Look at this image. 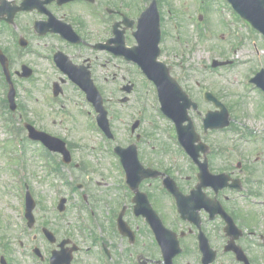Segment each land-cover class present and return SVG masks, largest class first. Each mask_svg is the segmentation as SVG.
Listing matches in <instances>:
<instances>
[{"label": "rangeland", "instance_id": "374dc122", "mask_svg": "<svg viewBox=\"0 0 264 264\" xmlns=\"http://www.w3.org/2000/svg\"><path fill=\"white\" fill-rule=\"evenodd\" d=\"M161 1L162 15L165 17L162 22L164 33L160 59L166 61L172 74L199 104L201 115L193 110L190 114L202 141L210 146L211 151L202 154L208 158L210 171H226L245 181L243 190L247 195L236 196L234 202L238 212L242 211L244 216L250 215L251 221L248 218L246 222L250 230H254L249 233L248 239L251 250L263 255L264 246H259L257 241L264 238V92L257 87L246 86H249L247 82L251 73L264 67V38L254 32L245 20L235 19L230 5L225 2ZM96 2L101 10L105 4H111L135 20L141 12L140 6L143 9L146 4L145 0ZM65 7L63 10L57 8L55 14L58 18H74L73 21L77 22L73 24L74 28L87 40L84 46L66 45L64 52L73 58L74 63L93 62L92 66L90 64L91 76L109 106L115 140L106 138L97 129L93 106L79 88L63 79L65 76L53 65L50 58L53 50L50 49L59 42L63 46L62 40H57L51 33L34 36L30 27L32 18L45 16L36 10L21 12L16 15L15 30L4 25L0 48L8 54L13 70H21L23 63L33 68L32 78H19L17 74L13 77L18 111H11L9 116L16 131L10 132L0 115V256L6 254L9 264H48L46 260L56 245L44 237L42 226L50 227L58 242L69 238L81 247L80 252L74 253L73 264L112 262L101 259L96 240L101 237L107 241V246L113 245L109 241V235L114 232V228H111L112 212L113 209L118 210L117 213L120 210L118 203L123 198L122 182L125 178L114 146H127L136 141L131 125L138 118L140 126L136 132L141 134L137 142L138 154L143 165L150 162L171 177L178 175L179 183L185 189L188 184L196 183L193 175L198 167L177 142L174 123L160 111L154 85L137 66L106 50H96L91 45L95 40L106 37L111 20L99 16L92 6L82 2L67 3ZM21 35L29 41L28 51L20 49L18 45ZM126 39L128 45L135 43L129 32ZM235 44L237 47L232 48ZM215 59H233L236 62L229 67L205 70L204 66H210ZM56 81L64 91L58 100H54L52 92ZM128 81L134 83L133 91L129 101L121 103L119 98L123 93L120 87ZM7 88L6 82L0 84V95L4 92L6 96ZM207 90L218 95L231 108V124L226 131H204L202 118L208 110L215 108L213 102L204 99ZM25 121H32L38 128L64 139L68 145L70 143L71 162L64 163L58 153H52L48 159L43 156V146L28 139L23 127ZM13 134L23 138L26 152L21 156H17L16 140L19 138L15 140ZM51 164L58 169L54 170ZM84 165H88L90 170L85 171ZM161 177L148 178L140 184V190L157 195L160 202L164 198L163 192L158 189L162 184ZM22 180L37 200L34 228L27 226L24 217L26 186L20 185ZM77 185H81V188L77 189ZM61 197L68 199L65 212L57 208ZM165 215L163 221L167 227L182 226L184 220L181 223L175 221L177 219H174L169 203ZM125 219L138 230L139 235L132 244L128 237L121 240L120 232H114L118 251L121 252L123 247L125 251V255L116 253L117 264H136L140 255L149 259L162 258L148 226L141 216L137 217L132 212V202L130 207H126ZM211 235L217 246L224 241L223 238L216 239V233ZM244 236L243 241L246 240ZM183 243L193 256L186 253L177 263L194 264L193 240L186 239ZM34 247H39L46 259L33 257L31 252Z\"/></svg>", "mask_w": 264, "mask_h": 264}, {"label": "water", "instance_id": "95a60500", "mask_svg": "<svg viewBox=\"0 0 264 264\" xmlns=\"http://www.w3.org/2000/svg\"><path fill=\"white\" fill-rule=\"evenodd\" d=\"M5 6H7V0H3ZM234 8L246 19H248L256 28L261 30L264 33V0H229ZM3 6V7H5ZM19 8L9 9V18L7 20L12 21L15 12ZM22 9H27L26 7ZM2 9H0L1 11ZM44 31V30H41ZM54 31L61 32V29L54 28ZM64 36L72 41H76L74 37V33L71 30V27L68 28L67 31H62ZM139 41L138 46L134 47H126L125 41L122 33L118 34V38L111 40L112 42H117L115 46H101L107 47L112 50L117 55H123L128 60H133L137 62L143 70L146 72L148 77L156 83L160 100L162 102V110L165 114L171 117L177 125L179 138L186 149L192 154V156L198 160L199 151L207 150V145L204 143H199L195 145V142L200 140V136L194 129V125L191 119L188 116V109L193 104L189 96L182 90L178 82L170 75L169 69L163 62H158L157 57L160 54L159 43L161 40V29H160V16L156 6V3L153 2L152 5L142 13L138 22V30L134 33ZM99 47V46H98ZM3 57V62L8 73V64L6 62V58ZM58 62L63 66V68L81 85V87L87 92L89 100H91L96 109L100 112L98 118L101 127L108 134L109 137H113L110 122L108 119V111L104 106L103 97L97 87L94 85L90 73L86 70V68L81 67L78 68L73 65L67 56L64 54H59L57 57ZM24 75L29 76L31 74V70L24 66ZM8 78L10 80V76L8 74ZM254 81L260 86L264 88V71H262L258 78H254ZM12 85V84H11ZM133 85H128L125 87L127 91H131ZM59 90H56V94ZM211 99L218 101L211 94L209 95ZM10 98L12 100V108H15V89L13 86L10 89ZM218 105L220 102H217ZM222 110L219 111H211L207 114L205 118V127L208 128H219L224 127L229 124L228 120V111L224 107V105H220ZM189 120L187 125H184V122ZM138 123L135 124L134 129L137 127ZM30 130V136L33 139H39L43 141L50 149L61 151L65 156V161L70 162L71 156L67 148L65 147V142L59 138L53 137L52 135L36 130L33 126H28ZM117 152L121 155L122 161L127 169L129 176V183L131 187L138 192V186L140 182L145 178L149 177L151 174V170L144 169L140 160L138 159V154L136 147L131 145L128 148H122L118 146L116 148ZM200 163V162H199ZM201 164V178L202 183L199 185V189L202 186L213 185L214 187H223L227 185V181L229 177L226 175L219 176H211L208 163L205 161ZM166 186L173 191L179 199L180 209L185 216L184 208L187 206V202L183 200H187L188 197L184 196L182 192L178 190L174 181L170 178L166 180ZM66 199H62L60 204V209L64 210V203ZM135 201L137 205L135 206V212L137 215L143 214L148 220H150L153 227L156 229V232L160 235L172 234L170 230H167L162 224L161 220L158 218L156 212L150 206L147 197L145 194L138 192ZM184 202V204H183ZM35 207V202L32 197L29 196L28 202V217L30 220V224L34 223V216L32 214V210ZM120 228L123 233L129 234L131 236V232L129 228H127L126 223L120 219ZM46 235L53 242L56 241V237L54 234L48 229H44ZM69 243V240H63L60 244L61 250H54L52 256V264H71L72 261V252L77 249L76 246L72 248H66L65 245ZM163 246L168 255V263L172 264V258L177 253L171 252V245L167 240H162ZM206 245V242L204 241Z\"/></svg>", "mask_w": 264, "mask_h": 264}, {"label": "flooded vegetation", "instance_id": "af4514ba", "mask_svg": "<svg viewBox=\"0 0 264 264\" xmlns=\"http://www.w3.org/2000/svg\"><path fill=\"white\" fill-rule=\"evenodd\" d=\"M17 1H18L17 3H20L22 0H17ZM59 1L60 0H51L46 5L47 11L45 13L38 12V10H37L38 13H40L41 15H43L45 17L39 19L38 16L37 17L34 16L32 18V22H31L30 27H31V30L34 32V36H36V35H37V37L39 36L37 31L35 30V28L33 26V21H35L36 19L48 20V19L51 18V19L67 20V21L71 22L72 25L74 23H77L76 20L73 21L74 18H72L70 16H68V17L65 16V17L58 18L59 16L57 14H55L56 11H57V8L59 10H63L65 5L67 4V3H60ZM73 2H82V1H73ZM82 3L85 4V2H82ZM98 9H99V6L97 8H95V10H96V12L98 13L99 16L101 14L106 13V15H107L106 17L109 18V20H111V21H120L126 15V14H123L121 9H117V8H114V9L112 8L113 10L112 9L110 10L108 7H104L103 6L102 10L101 9L98 10ZM67 15H68V13H67ZM99 16H98V18H99ZM4 25H5V21L3 19H0V27H1L0 35L3 34ZM52 27H53V25L51 24L49 26V30L52 29ZM107 29L108 30H107V33H106L107 34L106 37L103 38V39L95 40V42H92V44H91L92 46L94 44H97V43H100V42H106L107 40H109L110 38H112L114 36L113 26H111L110 28L108 27ZM128 32L129 31H127V35H128ZM48 33H50V32H48ZM51 34H52V36L54 38H56L57 40H62V42H63V46H61V43L59 42L55 48L52 47V49H50V50H53L51 52V59L54 58V55L57 52H59V51L64 52V48L67 49L66 45H68L69 47H72L74 44H81V45L84 46L86 44L85 40H87L83 35L78 33L81 36V38H82V42L73 43V42L70 41V42L66 43V41L61 36H59L58 34H53V33H51ZM0 43H2V42L0 41ZM89 64H91V66H92L93 62H90ZM14 73L17 74L16 73V69H14ZM0 78H1V83H2L3 82L2 76H0ZM106 79H107V77H106ZM1 95H3V94H1ZM1 95H0V98H1ZM1 102H2L1 106L3 107L4 106V100H1ZM148 164H150V163H148ZM195 169H197V168H195ZM193 177L196 178V180H197V181L195 180L196 183L195 184L193 183L194 186H192L193 184H188L186 186L187 187L186 189L184 188V185L179 183L180 178H179L178 175L174 176L173 178L175 179V181H176L177 185L179 186L180 190H182V192L184 194H189L191 191H193V190H195L197 188V185H198V172H194ZM158 189H159V186H158ZM160 191L163 192V197H164L161 200V202L157 199V195H154V196L151 195L150 191H148V190H147V193H148L149 199H150L153 207L157 210V212L160 213V215L162 216L163 220H165L166 219V215L165 214H166V211H167L168 203H169V205L172 208V214H174V211L177 209L178 202H177L176 198H174V196L171 195L166 190H160ZM203 192H205L209 196H216V198L220 199V201L222 202V204H223L224 208L226 209V211L233 218H235L237 223H238V225L241 226V223H242L241 222V212H238L239 209H237V204L234 202L235 198H232V200H231L229 196H225V195H222V194L213 195V192L211 191L210 188H206V189L204 188ZM201 197L202 198H200L199 201H198L200 204L203 202V197H205V196L201 195ZM209 217H210L209 213L205 209H201L200 212H199V219H200L199 224H197L196 222H189V221H185L184 220V222L182 223V226L180 228H174V227L171 228L175 232L178 233V235L180 237V242H181V245H182V248H183V252L176 258V263L175 264H178L177 263L178 259L182 258L186 253L191 254V252L185 247V245L183 243V240H186V239L193 240V248H194V252H195V257H193V262L195 260L194 264H205L204 260L209 258L210 255H204L202 253V251L200 249L201 237L206 239L208 241V243L210 244V246H212L216 250L215 259H214V261L212 263H209V264H264V253H263V255H261L259 253L253 252L251 250L252 248L250 247L251 245H249L250 241L249 240L243 241V239H242L243 237H241L240 239L237 240V244L240 245L243 248L244 255L238 256L233 251H227L224 246L227 243L229 238H228V236L226 235V233L224 231V226L226 224L225 220L222 218V216H218V215H216V218L213 219V220H210ZM181 220L182 219L179 218V219H177L175 221L176 222H180ZM145 224H146V226H148V228H149L148 230L151 232L150 226L147 223H145ZM183 224H185L186 226H183ZM114 232H116V231H114ZM212 233H216L218 235V236H216V239H222L223 238L224 241L221 242L219 244V246L214 244V239H213V236L211 235ZM151 234L150 235L152 237V241L155 243L156 249L159 251V246L156 243V240L154 239V235H153L152 232H151ZM112 236H113V232H112ZM124 239H127V237H124V236L121 235V240H124ZM111 242H112L113 245H111V250H109V258L112 261L110 264H117L118 259H117L116 253L119 254L121 252L118 251L117 245L115 244L114 240H112ZM221 245H223L222 248L220 247ZM123 248H122V253L121 254L125 255V251L123 250ZM147 259L149 261V264H154L155 261L158 262L160 260L159 258H157V259H152V258L149 259V258H147Z\"/></svg>", "mask_w": 264, "mask_h": 264}]
</instances>
